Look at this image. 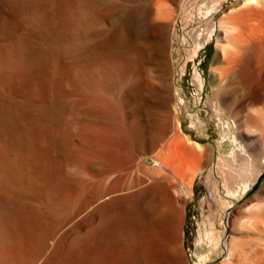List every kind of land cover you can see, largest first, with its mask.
<instances>
[{
    "label": "bare ground",
    "instance_id": "6f19581e",
    "mask_svg": "<svg viewBox=\"0 0 264 264\" xmlns=\"http://www.w3.org/2000/svg\"><path fill=\"white\" fill-rule=\"evenodd\" d=\"M47 1L0 0V264H190L184 209L199 177L209 215L196 246L218 247L217 222L234 203L225 197L237 200L225 255L207 264H264V185L248 194L264 169V0L235 2L227 14V0L198 1L205 33L197 43L217 28L212 93L236 130L233 140L222 130L232 148L218 166L212 144L179 134L164 0L118 4L92 49L87 28L72 39L45 31L59 6L69 19L101 22L90 1ZM23 119L47 129L64 173L54 167L55 144L24 145Z\"/></svg>",
    "mask_w": 264,
    "mask_h": 264
},
{
    "label": "rangeland",
    "instance_id": "374dc122",
    "mask_svg": "<svg viewBox=\"0 0 264 264\" xmlns=\"http://www.w3.org/2000/svg\"><path fill=\"white\" fill-rule=\"evenodd\" d=\"M58 1L60 3L62 2V0H58ZM58 1L53 0V2L56 3V4L54 3L55 5L53 4L52 1L50 2L51 4L49 3V1H47V3H49L50 7L53 8V6L58 7L60 5V3H57ZM68 1L70 3L81 2V0H77V1L68 0ZM89 1L92 4V9L94 13L98 17L101 16L99 17L102 20L101 22L99 21L94 24L93 23L84 24V22L81 21L80 18L69 19L68 17H65L64 12H62L61 7L59 6L58 9L60 8L59 11L61 12L60 13L59 11H57L59 12V14L57 13L58 14L57 16L59 18L57 16H56L57 18L54 16L55 17L54 22L52 23V20L51 22L49 21L50 23H48V27H46L47 29L45 28V31L47 30L48 32L50 29L51 35L50 34L49 35L51 37L54 36L56 37L57 33L58 34L61 33L60 34L61 36H65L68 37L69 39H72V37L75 36L77 31H79L82 28L85 29L87 28L88 31H92L93 35L89 33L91 35V39L90 37L86 39V47L89 49H92L94 47L96 48V46L99 45V42H101L104 36L103 34H105L108 28L114 25L116 22L115 16H113V14H110L112 10L115 9L118 4L119 5L121 3L128 4L130 0H89ZM164 1L169 6V8L171 7L172 10V13L170 15L172 19L170 18L169 20L165 21L166 24L169 25L168 27L169 32L164 44H166L167 46V51H166V55H167L166 61L168 64L167 70L168 72H170L173 79L175 80L177 92L179 94L177 98V101L178 102L180 101L178 106L179 108L178 118L181 125L179 134L183 137L189 138L193 141H198L202 144H212L214 146V166H218V163L220 161L223 162L225 158L229 156L228 152L230 151V148H232L230 147L232 145H230L229 143L230 138L227 139V137L224 136V133L227 132L230 135L231 140H233V137L236 136V130L233 120L230 119L227 116V114L218 107V102H216L212 93L213 89L211 85V76H212L211 65L215 53L217 51L215 40L216 37L219 36V32H217V28L214 27L211 32L212 34L210 33L209 35L208 40H206L205 43H202V45L198 46L197 42L201 41L202 36L205 33L204 22L203 23L200 22L201 20L198 14L200 13L201 3L198 2L200 0H195V2H193L192 4H187V5L184 4L182 8H178L177 4L174 3L175 2L174 0H164ZM238 1L241 0H227V2L223 4L222 7L224 8L223 12L227 14L229 12V7ZM221 9L218 10L217 12L218 14H216L214 17V22L212 24L213 26H215L218 23V20L222 16V14L220 13ZM60 15L63 17L64 20ZM207 17H209V14H207L206 18ZM59 21H61V23ZM56 22L58 23V25H55L57 24ZM51 25H53L54 28L53 26L50 27ZM53 29H56V31L54 30L55 32L53 31L54 33L52 32ZM64 33L65 34L67 33L66 34L67 36ZM60 35H58L57 37H59ZM76 99L80 101L82 100V98L79 97H77ZM77 100H75V105L77 106L76 108L80 106V104L77 103L78 102ZM71 122H72L71 120H68L67 122V125H69L68 127H71ZM192 122H195L197 124V128L191 127ZM227 123L230 124L231 129H228L226 125ZM199 127L203 130L201 131L197 130ZM222 130L224 131V133ZM22 132L24 136V145L26 144V146H32L34 149L36 145L38 147V144H41V142L43 141V143L46 144L47 149L50 148L51 144H53V147H55L54 146L55 143H52L50 137H48L47 135V129L38 128L31 119H27V120L23 119ZM224 138L226 139L224 140ZM28 139L31 142L32 139H34L32 145H30L31 143L29 142ZM27 141L29 145L27 144ZM35 141H36V145L34 144ZM37 141H39L38 144ZM55 145H56L57 156L54 159L55 160L54 167L57 170L56 172L64 173V168H63L64 166L61 162L63 160H61V155L59 154L60 153L58 148L59 146L57 144ZM32 162L35 163V161ZM147 163L150 166L155 165V163L150 160H148ZM133 173H134V167L131 166V167H127L121 174L123 175V178H125L126 176ZM200 180H201L200 177L196 179L193 188V197H192L193 199H191L189 202L186 201L187 203L184 209L186 221L184 225L183 245L188 262L190 264H199L198 258L202 255L205 256L204 263L206 264L212 263L216 259L221 258L225 255V250L227 248V242H225L227 238V229H228L227 220L229 219V214L233 209V205L237 201L235 199L225 197V200L233 201L234 203L229 204L226 207V209L222 212L221 219L217 222L218 231L220 232V236H221L218 247L216 248L217 250L216 249L214 250L212 247L208 248L207 245L205 244H202L201 246H196V234L198 228L200 227L203 228L202 226L206 222L207 216L209 215L208 205H206L204 202L205 198L208 197L207 194L208 189L205 186V184ZM263 185H264V169L262 174L258 177L256 183L249 190L248 194L249 193L253 194L257 192ZM205 195L207 196L205 197ZM185 197L189 198L188 195H185ZM224 214L226 215L224 216Z\"/></svg>",
    "mask_w": 264,
    "mask_h": 264
}]
</instances>
